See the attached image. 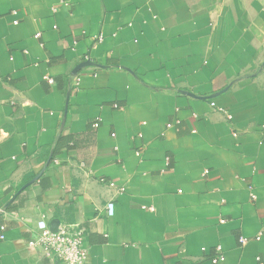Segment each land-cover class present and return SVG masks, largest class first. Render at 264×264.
<instances>
[{
    "label": "crops",
    "instance_id": "obj_1",
    "mask_svg": "<svg viewBox=\"0 0 264 264\" xmlns=\"http://www.w3.org/2000/svg\"><path fill=\"white\" fill-rule=\"evenodd\" d=\"M43 219L86 264L264 261V0H0V264H51Z\"/></svg>",
    "mask_w": 264,
    "mask_h": 264
},
{
    "label": "built area",
    "instance_id": "obj_2",
    "mask_svg": "<svg viewBox=\"0 0 264 264\" xmlns=\"http://www.w3.org/2000/svg\"><path fill=\"white\" fill-rule=\"evenodd\" d=\"M17 14L16 11L13 12ZM15 24L18 20H15ZM40 33L36 34L39 37ZM95 38L98 42H102L104 34H96ZM49 82L53 83V79L49 76H45ZM79 80L75 82V88H78ZM70 92V91H69ZM214 105V104H212ZM226 114V117L230 120L232 115L223 108H219ZM102 121L101 117H98L93 121V127L97 128ZM115 136V134H112ZM111 185H114L111 183ZM255 198V196H253ZM145 209L154 210L152 206H143ZM4 230L5 227L0 228ZM35 236L29 241L30 247H38L42 250L44 257H46L51 264H86L89 257V251L87 246V229L79 222H59L55 228H53L45 219L38 222L37 228H35ZM5 235L0 234V239H4ZM245 244L248 239L242 237L240 240ZM226 260L223 247L218 245L216 247V254L212 257V264H220ZM259 264H264V261L260 256L257 257Z\"/></svg>",
    "mask_w": 264,
    "mask_h": 264
}]
</instances>
